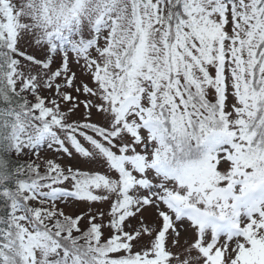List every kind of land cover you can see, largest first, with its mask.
I'll use <instances>...</instances> for the list:
<instances>
[{
    "label": "snow or ice",
    "instance_id": "snow-or-ice-1",
    "mask_svg": "<svg viewBox=\"0 0 264 264\" xmlns=\"http://www.w3.org/2000/svg\"><path fill=\"white\" fill-rule=\"evenodd\" d=\"M0 264H264V0H0Z\"/></svg>",
    "mask_w": 264,
    "mask_h": 264
},
{
    "label": "rangeland",
    "instance_id": "rangeland-1",
    "mask_svg": "<svg viewBox=\"0 0 264 264\" xmlns=\"http://www.w3.org/2000/svg\"><path fill=\"white\" fill-rule=\"evenodd\" d=\"M29 51H31V50H29ZM73 71H76L77 74L80 75V68H79V66L74 67L73 68ZM41 155L43 157H46V158H51L53 154L51 152H42ZM61 206H63V205H61Z\"/></svg>",
    "mask_w": 264,
    "mask_h": 264
}]
</instances>
